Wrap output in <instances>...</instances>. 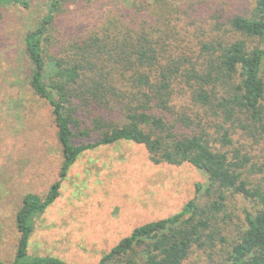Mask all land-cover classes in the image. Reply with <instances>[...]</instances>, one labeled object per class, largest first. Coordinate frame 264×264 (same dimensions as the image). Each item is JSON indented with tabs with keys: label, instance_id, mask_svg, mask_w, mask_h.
I'll list each match as a JSON object with an SVG mask.
<instances>
[{
	"label": "trees",
	"instance_id": "16d2710c",
	"mask_svg": "<svg viewBox=\"0 0 264 264\" xmlns=\"http://www.w3.org/2000/svg\"><path fill=\"white\" fill-rule=\"evenodd\" d=\"M81 1L45 0L23 37L27 82L51 107L62 162L43 196L23 195L15 253L0 264H70L28 254L34 220L82 152L120 141L142 144L154 164L188 162L207 182L196 183L179 211L134 227L95 264H186L193 247L215 264H264V153L242 142L264 143V0L248 15L215 20L221 32L198 41L199 61L190 67L179 55L162 60L154 38L174 0H117L103 18L68 25L70 6ZM12 4L27 8L30 0H0ZM179 85L189 88L194 117L174 109ZM236 196L252 203L242 220L231 208Z\"/></svg>",
	"mask_w": 264,
	"mask_h": 264
},
{
	"label": "rangeland",
	"instance_id": "374dc122",
	"mask_svg": "<svg viewBox=\"0 0 264 264\" xmlns=\"http://www.w3.org/2000/svg\"><path fill=\"white\" fill-rule=\"evenodd\" d=\"M44 1L30 0L27 8L0 6V259L8 263L17 245L15 214L23 195L43 196L58 179L62 162L51 107L32 92L26 78L23 37L43 14ZM255 1L174 0L171 17L158 22L154 37L164 49L161 59L179 55L189 60L190 67L199 61L198 41L221 32L213 26L215 20L222 23L234 14L248 15ZM115 2L82 0L79 6H70L73 12L66 23L103 18L115 9ZM150 11L148 22H154ZM189 92L187 86L179 85L173 104L176 111L194 117L196 107ZM248 139L242 142L254 148L252 154L264 153V143ZM206 182V173L188 162L154 164L139 143L120 141L86 150L68 169L59 196L35 218L28 254L56 256L70 264H95L134 227L179 211L194 196L196 183L204 186ZM231 208L242 220L243 209L251 210L252 203L236 196ZM185 263L215 261L193 247Z\"/></svg>",
	"mask_w": 264,
	"mask_h": 264
}]
</instances>
